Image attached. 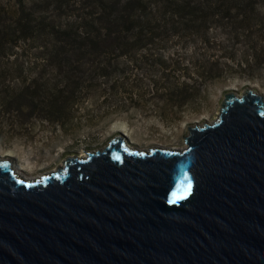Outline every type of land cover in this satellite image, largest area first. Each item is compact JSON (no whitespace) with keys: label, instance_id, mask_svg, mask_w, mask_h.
<instances>
[{"label":"water","instance_id":"obj_1","mask_svg":"<svg viewBox=\"0 0 264 264\" xmlns=\"http://www.w3.org/2000/svg\"><path fill=\"white\" fill-rule=\"evenodd\" d=\"M184 139L119 138L33 181L0 157V264H264L262 97L225 95Z\"/></svg>","mask_w":264,"mask_h":264},{"label":"rangeland","instance_id":"obj_2","mask_svg":"<svg viewBox=\"0 0 264 264\" xmlns=\"http://www.w3.org/2000/svg\"><path fill=\"white\" fill-rule=\"evenodd\" d=\"M145 1L159 28L69 78L49 61L46 38L0 51V157L24 179L55 173L66 159H83L119 138L131 150H183L188 128L215 121L225 95L252 91L264 102V0L211 10L189 27H182L188 12L167 7L182 0ZM14 2L0 5L11 11ZM81 2L37 16L64 27L84 17Z\"/></svg>","mask_w":264,"mask_h":264},{"label":"trees","instance_id":"obj_3","mask_svg":"<svg viewBox=\"0 0 264 264\" xmlns=\"http://www.w3.org/2000/svg\"><path fill=\"white\" fill-rule=\"evenodd\" d=\"M14 1L15 6L11 11L0 5V51L20 39L46 38L51 44L48 49L49 61L57 64L66 78L86 70L89 63L92 66L96 58L106 54L105 51L111 48L127 49L130 46L127 42L140 44L147 32L159 28V24L151 19L154 15L146 14L148 1L145 0H81L84 17L69 21L64 27L55 17L46 22L37 14L46 9L52 13L63 9L69 11L74 0ZM211 1L182 0L180 4L171 1L167 7L171 11L189 13L190 20L183 21L182 27L195 25L197 18L201 19L211 10L213 14L221 10L229 11L232 4L239 10L245 7L239 0H219L220 3L209 5ZM155 12L158 16L165 15L159 9ZM116 30L117 33L121 31V36L112 38Z\"/></svg>","mask_w":264,"mask_h":264},{"label":"snow or ice","instance_id":"obj_4","mask_svg":"<svg viewBox=\"0 0 264 264\" xmlns=\"http://www.w3.org/2000/svg\"><path fill=\"white\" fill-rule=\"evenodd\" d=\"M184 179L187 180L188 177L185 175ZM190 188H191V185L189 184V185H188V189L190 190Z\"/></svg>","mask_w":264,"mask_h":264},{"label":"bare ground","instance_id":"obj_5","mask_svg":"<svg viewBox=\"0 0 264 264\" xmlns=\"http://www.w3.org/2000/svg\"><path fill=\"white\" fill-rule=\"evenodd\" d=\"M169 150H172V151H173V150H177V149H169ZM83 158H84V157H83ZM79 159H82V158H79ZM25 180H26V179H25ZM27 180H28V179H27ZM33 180H34V179H33ZM29 181H30V180H29Z\"/></svg>","mask_w":264,"mask_h":264}]
</instances>
